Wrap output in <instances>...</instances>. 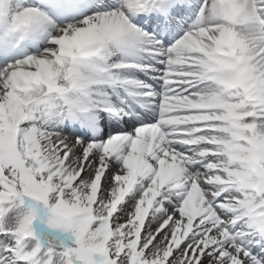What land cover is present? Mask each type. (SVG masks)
Returning <instances> with one entry per match:
<instances>
[{"label":"bare ground","instance_id":"1","mask_svg":"<svg viewBox=\"0 0 264 264\" xmlns=\"http://www.w3.org/2000/svg\"><path fill=\"white\" fill-rule=\"evenodd\" d=\"M129 1L133 3L135 0ZM188 1L192 2L191 0ZM177 3L178 8L184 5L182 0ZM78 4L81 5L80 9L83 10L82 16H76L73 19L77 14L73 10ZM19 8L24 18L18 25L22 26L23 31L14 39L16 41H20L21 39V44H19L17 51H13L8 45L4 46L0 51V56L7 54V60L11 62L15 58H21V64L18 66L29 67L35 64L31 59L28 62L25 56L34 58L40 55L54 62V75L59 77L67 67H70L69 59L75 55L76 45L67 46L65 41H60V37L56 40H52L51 37L59 32V30L61 32L63 26H59V22H65L66 19L72 18L73 20L71 21L75 24L69 29V32L80 34L81 45L85 44L88 46V53L83 59L88 60V56H93L106 46V51L101 58L102 62H97L96 60L93 62L89 60L83 61L79 66L81 72L75 77V80L81 81L82 88H93L92 85L99 86L107 94L111 95V99L114 102L119 103L117 94L129 96L128 91L136 87L135 81L137 80V76L142 75L144 72L151 74V70H153L154 76L156 75L160 79L161 69L166 63V59L163 58L166 56L174 57V52L172 53L171 48L165 40H162L159 44L165 47V51L160 57H157L154 49H157L159 45L157 46L156 41L154 42L153 39L146 36L144 30L137 27L138 23L130 15L126 14L123 0H83L82 3L65 2L63 0H3L1 5L6 20L16 19L20 15L17 13ZM233 8L239 9L242 11V14L238 13L231 20H227L224 17L223 10L226 8L223 2L221 3L219 0H194L192 9L187 11L186 14L181 11L178 12L180 14L178 22L187 23L183 27L185 29L184 33L190 37V47L192 48L190 53H194L195 55L193 62H183L179 57L184 53H189L186 48H183L180 53L175 55V58L182 65L194 66L193 71L201 73L197 77L204 83L201 86L190 89L191 93L188 92L190 105L182 106L177 104L173 110H164L165 113L171 115L170 117L175 116L178 120H183L182 122H170L169 126L166 122L170 121V118H164V122L157 121L160 113L159 104L161 103L158 100L161 96L158 100L152 99L153 102H150L147 98L153 97L151 94L139 99L143 101L146 110H150V107L156 103L155 113L154 111H149V113L143 114V118L137 117L134 122L139 126L148 128L144 140L147 144L139 151V155L141 156L139 161L137 159L132 160L127 155L121 156L124 153L123 149L125 146V152L130 155L133 154L135 148V145L133 146L132 144L134 137H129L124 140V144L122 143L121 135L119 134L125 130L124 126L118 128L114 132V135L110 132V138L105 141H99L105 135V132H101L95 126L96 122L93 120L95 112L87 116L85 115L84 106L70 103L69 99H63L61 108L56 112L57 120L63 122L71 120L74 124V131L85 135L87 138L82 143H78L76 149L82 153V158L93 160L91 165H93L96 174L91 176L86 171L82 183L100 180L104 189L116 193L124 192L121 187L122 180H127L131 176L132 171L138 168V164H143L144 167L139 174L148 173L146 178L147 183L132 187V200L137 205L144 204L146 200L162 201L157 208L160 215L158 217L154 216L155 221L152 228L156 226V228L161 229L155 236L160 237L165 235L168 239H175L170 244L172 254L184 250L185 253L198 257L202 253L201 251H204L201 259L202 264H207L210 260L213 261V264H264L263 257L259 258L254 252L248 254L243 250V247L247 246L252 240L256 239L258 241L259 239H264V222H259L258 225L253 227L257 229L254 236L241 238V236L231 235L233 232L239 231L243 223V220L237 219L238 213L235 210L246 205L241 199L252 196V193L246 190V185L236 183L235 186H230L227 182L231 177L227 175L226 170L228 167L234 166V164L231 163L227 155L218 157L214 150H210L211 147L208 145V142H200L194 148L184 147L179 142V138H184V135L176 134L173 130L176 127H191V120L185 117H191V115L183 113L199 111L196 103L202 101L222 105L221 110H214L206 114H196V116L212 117L210 118L212 121L217 113L235 112L236 110L243 112L256 111L251 108L249 103L238 92H230L219 86L215 80L208 84L205 82L206 72L204 66L207 64V58L209 57L208 68L219 67L212 64L210 59L213 58L212 55L214 53L212 50V39L220 32L227 34L230 41L239 46V51L244 53L246 61H248L252 70L259 68L264 70V51L259 58L256 56L261 51V48L264 47V10L260 12V17L263 20L258 24L256 22L257 11L255 10V0H237ZM198 9L204 10L200 16L198 15ZM69 12L73 14L70 15ZM14 23L15 21H13ZM18 25L14 26L17 27ZM27 27L30 28L29 31L25 30ZM82 27H87L83 40L81 38V31L79 32V29ZM170 28L174 31L177 29V26L172 22ZM156 37L160 38L161 36L156 34ZM128 38L130 39L127 40ZM50 42L62 45L64 47V55L59 56L54 48L43 49L41 47L44 44H50L52 47ZM94 47H97V50L93 51L92 48ZM198 60H200L201 66L197 65ZM103 62L113 63V65L127 63L128 65L124 68L112 66L110 70L104 67L97 68L94 65V63L102 64ZM1 65L2 63L0 62V68L3 69L5 66ZM6 71L0 74H4ZM97 75L107 77L110 81L107 84L89 82V79ZM207 75H209L208 69ZM223 76L224 72L218 74L216 77L223 79ZM28 82L33 86L32 88H36V85L31 80ZM261 82L264 83V77ZM30 84H27V86L29 87ZM19 93L20 91L17 92L18 96ZM130 100L132 104L126 109H122L117 103H110L104 95H101L95 103L109 109L117 107L119 111L124 113L139 110V106L131 97ZM177 101L182 100L177 99ZM68 107L76 111V118L71 119L68 117L66 114V108ZM150 114H154L152 120H150ZM102 117L104 118L105 116L103 115ZM105 119H109V117L107 116ZM117 119L114 117L113 122L117 123ZM198 121L201 120H194V122ZM126 122L129 124L131 119H128ZM247 122L252 125V131L248 134L244 133L240 135L258 137L260 138L258 139L259 141L264 142V112L256 111V117ZM143 123L151 125V127L149 128ZM216 126L214 130H216L218 138L234 139L232 132H221L219 129L230 128L228 124H216ZM66 130L62 126L53 129L55 134L60 131L65 133ZM75 132L74 134L71 131L67 132L66 134L68 135L69 133L72 134L70 137H56L51 150V152L56 153V159H60V157L63 159V156L67 153V149L64 148L63 144L64 142L76 140ZM27 133L26 137L29 138L32 132L30 130ZM206 135L207 133L203 131L200 136ZM140 137L144 138L142 135ZM30 146L35 145L31 143ZM254 147L253 144L250 146L244 144L237 145L240 152H247V156L250 155L249 153L264 154V145L257 152L253 151ZM78 157V161H81V156L78 155ZM72 161L76 162L75 156L68 159L65 165L56 171L48 173L46 168H43V170L48 173V179L64 177L71 169ZM74 166L75 164H72V167ZM212 167H217L215 168L217 170ZM245 168L246 165L239 167L240 171H245ZM203 172H208L210 178L204 177L206 174ZM73 173H70L69 176ZM74 175L76 176L77 174L74 173ZM246 178L264 180L260 165L254 174L247 173ZM111 180H114V182H111ZM149 184L151 187H155L152 189ZM156 187L158 188L157 190ZM171 200L178 203L179 207L170 206ZM219 200L223 204L217 206L219 203L217 201ZM126 207H128V203ZM190 208H193V210H190ZM28 213L19 206L16 211L11 212L10 220L15 219L19 223L14 230H18L19 228L21 231L24 228L23 222L28 218ZM183 215L186 218H183ZM161 216H165V219ZM261 244L264 243L257 242V248ZM33 245L34 243L26 238L22 246V255L28 256L32 254L34 252L32 251ZM189 247L196 249L194 252H191ZM249 255H255L254 257L259 259H254V257H249ZM43 261L44 256L34 260L35 264H40ZM55 263H60V260L55 259Z\"/></svg>","mask_w":264,"mask_h":264},{"label":"rangeland","instance_id":"2","mask_svg":"<svg viewBox=\"0 0 264 264\" xmlns=\"http://www.w3.org/2000/svg\"><path fill=\"white\" fill-rule=\"evenodd\" d=\"M47 48V47H45ZM7 85L4 83L2 78H0V99H2L6 104L7 109V116L2 117V124L0 125V137L10 136L8 133V125H9V117L11 116V111L14 113V110H18V105H16L13 97L10 94L9 90H6ZM50 102L46 101L44 103V107L47 106V104ZM51 104V103H50ZM52 107L54 106L51 104ZM34 128H38V131L42 134V136L50 137V131L46 128L45 125H42L40 127L38 124L35 123L33 126ZM62 136H65V134L62 133ZM45 137V139H47ZM3 138L2 140H4ZM53 147V146H52ZM65 147L67 149V153L65 154L66 157L63 159H58L57 161H51V167L50 172L53 170H57L59 168H62L65 161L67 159H71L72 157L76 159V162L72 161V164L75 166L72 167L69 172L64 177H58L55 180H52L48 184L49 188L55 191L53 196L54 203H58V200L60 196H66V202L61 204V209L67 210L71 212L74 215L77 214H89L88 207L91 206L94 207L95 199L92 201L90 200L92 194L94 191L98 189L96 185V180L91 181V183H82V180L84 177L77 183H74V179H70L71 176L74 174L73 172H77V170L82 169L87 171L91 176L95 175L96 172L94 171L93 160H88L86 158H82V153L80 151H76V147L73 145H69L65 143ZM78 155L81 156L80 160L78 161ZM53 158V157H52ZM97 161V160H96ZM95 161V162H96ZM48 160H41L42 164L47 163ZM30 167L31 170H34V165H27ZM9 175L14 178L15 180L18 178H27L25 175L24 169H22L17 163L11 165L8 169ZM35 171V170H34ZM70 173H73L71 176H69ZM86 173V172H85ZM208 176V172H203ZM67 178V180H65ZM126 179L122 180L121 187L124 189ZM111 182H114V180H111ZM21 189L25 190V187L23 186V183L18 182ZM143 181H139V184H142ZM120 184V183H119ZM118 184V185H119ZM4 183L0 179V200L3 199L4 196ZM106 189H102L101 197L99 199V202L96 206V215L95 219L97 218V222L95 224H91L90 226V232H87L84 236H77L74 237L72 226L70 223H62V229L63 231L60 233L58 237H52L51 239H56L58 245L56 247H50L48 244L45 245V248H43V251H45V254L50 256L52 259H59L60 264H63V261H66L68 259L69 254H66L64 242L65 239L66 242L68 241L71 244H77V247L74 251V256L76 259V264H82L84 262V258L87 257V255L90 254V249L96 246L97 242L100 240L101 236L103 235L104 228L107 226V222L104 214L108 212V206L109 203L115 199L116 192L112 191L110 193V196L105 192ZM122 193V192H121ZM121 196V195H120ZM161 202H158V205ZM13 208L9 210L8 212L5 211L4 214V223H7L9 220V214L12 211H15L17 208V205L19 204L17 201H14ZM90 204V205H89ZM145 205L142 204L140 206H137V204L132 200V198L128 201V207L126 205L118 212V214L115 216L112 226L114 229V237L110 241L109 245V251L112 255V264H161V262H168V264H202L201 259L204 255V251H201L202 253L198 257H194L190 253H185L184 250L179 251L178 253H175L172 257H170L171 247L170 243L175 239H168L165 235H162L160 237H156L155 234H158L160 232V228H156L154 226L155 221V215L158 217L160 213L157 211V208L152 211V214L150 216V220L148 221L147 230L143 235V240L140 244H137L138 241L134 240V236L136 234V231L138 230L139 226H141V214L144 211ZM157 206L156 204L154 207ZM170 206L178 208L179 204H175V201H173V204ZM136 207V208H135ZM133 210H136L134 214H131ZM163 219H165V216H161ZM183 218H186L183 215ZM18 225V222H15V226ZM141 228V227H140ZM152 228V229H151ZM30 238L34 237L30 235ZM161 238V239H160ZM36 244V239L33 240ZM163 241V242H162ZM64 244V245H63ZM51 248V249H48ZM125 248V249H124ZM124 249V250H123ZM191 252H194L196 248L189 247ZM122 252V255H121ZM121 255V256H118ZM169 256V259H168ZM207 264H213V261L210 260Z\"/></svg>","mask_w":264,"mask_h":264}]
</instances>
